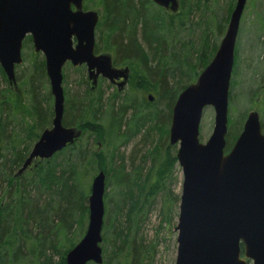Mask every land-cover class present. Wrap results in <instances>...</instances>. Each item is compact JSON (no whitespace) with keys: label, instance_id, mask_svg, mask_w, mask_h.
<instances>
[{"label":"water","instance_id":"obj_1","mask_svg":"<svg viewBox=\"0 0 264 264\" xmlns=\"http://www.w3.org/2000/svg\"><path fill=\"white\" fill-rule=\"evenodd\" d=\"M82 1L0 0L1 69L8 81L15 83L14 65L22 63V40L30 34L34 50L45 58L53 96L50 127L40 131L17 173L33 159L50 158L81 132L62 123L65 62L85 63L93 80L98 73L111 80L121 76V84L128 78V66L115 68L108 53L94 54L98 12L83 10ZM153 1L173 11L178 9V0ZM245 2L235 1L215 54L196 80L177 94L171 108L168 141L177 144L175 155L182 171L174 264H264V133L256 110L247 113L242 130L224 152L233 49ZM94 68L97 71L91 74ZM147 99L153 101L154 95L148 93ZM208 105L214 109V121L209 137L201 142L200 119ZM91 181L87 228L67 249L65 264L102 263L104 170Z\"/></svg>","mask_w":264,"mask_h":264},{"label":"trees","instance_id":"obj_2","mask_svg":"<svg viewBox=\"0 0 264 264\" xmlns=\"http://www.w3.org/2000/svg\"><path fill=\"white\" fill-rule=\"evenodd\" d=\"M189 1L181 0L180 11L169 14L165 9L156 6L152 0H101L103 10L101 25L105 36V49L112 51L116 55V60L122 63L129 62L134 66L130 87L135 90L152 89L157 95L156 100L166 101L164 109L160 110L155 107L156 101L150 103L141 98L137 100L132 95L134 97H124L117 106L114 100L110 99L108 106L107 112L110 113L108 125L113 129L117 139L128 138L125 131H122L124 124L129 127L131 125L136 130L147 126L148 130L155 129L159 133L158 141L149 151L150 166L143 176L141 170H138L130 186L129 181L125 180L126 177L118 180L117 186L124 187V194L130 195L128 211L130 213L133 211L135 216L139 212L143 213L144 205L155 194L163 196L165 212L172 209L174 203L179 202V194L170 188L171 174L177 167L176 146L169 144L166 139L163 141L162 137L168 131L166 120L171 116L175 97L186 85V82L183 83L185 70L182 65L186 64L187 68L192 66L187 63V57L180 56L178 59L177 49L167 51L166 38L172 32L181 31L194 7L196 9L199 7L198 3L194 5L193 0ZM149 5L157 9L149 10ZM233 5L231 0L226 10V18L222 19V25L217 24L220 25L219 33L223 31V24ZM198 45L195 54L199 53L197 60L202 69L217 47L215 40L210 37V30L205 32ZM34 57L35 61L31 65L33 72L28 77L31 94L26 102L12 90L5 72L0 67V264H65L67 249L77 242L76 239L67 237V234L74 223L80 225L81 231L84 221L88 218L86 202L89 193L87 186L82 182L84 176L81 168L88 164L89 167H93L95 164V171L104 169L106 176L109 175L108 169L105 168L106 162H103L102 151L80 150L76 148V141L53 154L51 158L37 160L28 170L18 176L15 175L14 171L22 164L30 146L37 139L39 132L49 124L53 115L51 106L42 107L41 104L42 101L52 98L51 92L47 90L41 97L37 85L33 84L36 79L46 80L44 59L39 55ZM167 57H172L179 67H173L170 71L164 61ZM196 73L197 71L194 72L195 76ZM154 74L159 76V79L152 84L150 76ZM25 75L23 72L21 79ZM168 75L172 76L171 80H168ZM190 77L191 75L187 74L186 80L193 79ZM81 107V104L76 102L71 110L73 109L74 114L78 116L77 111L81 110ZM94 115L91 122L82 123L84 120L81 121L79 118L81 121L79 125H82L83 131L96 135L102 144L106 143L104 125L96 119L97 113ZM73 122V119L71 121L64 119L65 125H72ZM263 127L261 125L262 129ZM239 132L240 130H228L226 149L232 145ZM106 135L109 136L107 133ZM115 148L116 146H113L110 153V163L114 159ZM66 150L63 159L58 160L60 153ZM117 169L120 175L124 173L121 165ZM133 185L138 191L135 198ZM3 195L5 198L8 196L7 202H3ZM139 198L141 199L138 200ZM108 213L106 209L102 233L104 256L101 264H107L105 249L108 240L107 229L109 231L112 227L109 232L112 237L111 247L114 249H120L119 247L129 238L126 230L115 226L113 221L110 222L111 216ZM113 214L116 218L117 210L113 211ZM130 215L128 214L129 218ZM65 240L67 242L63 243ZM119 241L120 244H117ZM133 252L132 260L141 261L138 253L143 254V251L138 252L134 247ZM56 255L58 258L53 260ZM88 264L95 263L90 261Z\"/></svg>","mask_w":264,"mask_h":264},{"label":"rangeland","instance_id":"obj_3","mask_svg":"<svg viewBox=\"0 0 264 264\" xmlns=\"http://www.w3.org/2000/svg\"><path fill=\"white\" fill-rule=\"evenodd\" d=\"M97 1L98 0H86L85 4L86 6H91L92 8L99 10L97 6H94ZM230 2L231 0H193L194 5L198 3L199 7L197 9L194 7L193 12L188 16V19L185 20V24L181 31L176 33L172 32L166 38L167 51L171 52L173 49H177L178 59H180V56L182 58L187 57V63H189L192 68H195V70H192V68H187L186 64L184 66L182 65V68L185 70V74H183V83L186 82L188 84L194 82L198 75V71L201 69L197 60L199 53L195 54V48L199 47L198 44L203 38L205 32L210 30L211 39L215 40L217 45L220 42V38L227 28L226 25L228 23L229 14L223 24L224 29L221 33L218 31L220 25L218 26L217 24L220 23L222 25V19L226 18V10ZM234 3L235 0H232V4ZM150 8L154 10L157 9L154 6L149 5V10ZM149 10L147 11L149 12ZM176 20L177 18H175V21ZM25 47L24 62L16 69V72L18 73L17 76L20 78L23 72H25L26 75L23 79H17V84L13 87L14 89L12 88V90H15L24 102L30 99L31 93H29V90L31 84L28 83V77L30 73L33 72L31 65L35 61L34 56H40L39 53H34L32 47ZM106 52L110 53L114 58L116 57L112 51L109 50ZM171 58L172 57H167L166 60H164L167 64L166 67H168L170 71L173 67H179L175 60ZM233 61L234 64L231 70L232 74L228 93V130H241L245 116L250 110H256L258 112L262 126H264V80L262 79L264 72V0H246L234 45ZM195 71H197L196 76L194 74ZM63 74V90L65 91L66 97L64 119L67 121L73 119L74 122L72 125L82 129V125H79L81 121L84 120L82 123L88 121L91 122L93 116H95L94 114L97 113L98 116H96V119L104 125V133L105 137H107V142L103 144L101 143L99 144V147H97L95 142L97 139L96 135H90L89 132L81 130L82 135H80L81 137L75 142L76 148H80V150L86 149L89 152V150L97 149L98 151H102L104 158L103 162H106V165H103H105V168L109 171V175L107 174L108 176L105 178V210L108 209L109 211L108 214L111 216L110 222L113 221L115 226L128 232L129 238L127 242H124L121 247H119L120 249H114L111 247L110 239L112 237L109 232L112 230V227L109 231L107 229L106 236L108 240L105 244V249H107V264H174L177 251V231L174 228L177 224L179 202L176 204L174 203V207L168 212H165L162 201L163 196L161 194H155L154 197L148 199L146 203L147 205H144L143 213L140 214V212H137L138 215L135 216L136 214H134L133 211H131V213L128 211L130 206L128 196L130 195L128 194L127 196L124 194V187L117 186L118 180L121 177H126L125 180L129 181L128 185L130 186L135 180V175L138 170H141L140 173L143 176L150 166L149 151L152 150L153 144L158 141L159 133L155 129L148 130L147 126L143 128L141 127V130H136V128L131 125L129 127L127 124H124L122 127L123 130H121L125 131L128 138L121 140L120 138L117 139L115 137L113 129L111 128V130L108 125V117L110 113L107 112V110L111 100H114V104L117 106L118 103L123 101L124 97L135 96L137 100L140 98L142 100H147L146 91H148L152 93L156 99V93L152 89L135 90L132 87L127 86L124 87L122 91L116 92L109 86V84L105 83L102 88V97L97 100V98H90L87 94V90H85V70L83 68L74 69L69 65H65ZM187 74L191 75L190 78L193 79L186 80ZM150 77L152 84L155 80L159 79V76L155 74ZM169 79L171 80L172 76H169L168 80ZM39 81L36 79L33 84L37 85L39 96L42 97V95L46 94V91L49 90V82L44 78H40ZM2 84H4V82H2ZM158 93H160L159 90ZM117 94L118 96L116 97ZM155 101V107L163 110L166 103L165 99H158ZM76 102L82 106L81 110L77 111L78 116L74 114L72 111L73 109L71 110ZM41 104L42 107H52V98L50 97L46 101H42ZM150 109H152L151 106ZM213 115L214 109L210 105L205 107L199 125V139L201 142L206 141L211 133L214 121ZM51 118L52 117H50V121ZM79 118L82 120L79 121ZM169 120L170 118L166 120L167 127H169L170 124ZM19 123L22 124L21 122ZM46 126L50 127V122ZM106 133L109 134V136L106 135ZM92 138H94L93 141ZM164 139L168 142V133L163 135L162 140L164 141ZM113 146H116L114 150L115 155L112 163H110L109 157L113 150ZM87 147L89 148L87 149ZM66 153L67 150L63 151L62 154L60 153L58 160H62ZM88 165L81 168L83 172L82 175L84 176L82 182L87 186V189H89L93 176L96 175L99 170L97 169V171H95V164L93 167H89ZM120 165L124 168V173H122V175H120L121 173H119V169H117ZM181 177L182 171L180 166L177 165L176 169L172 171L171 174L172 180L170 188L174 193H180ZM132 191L134 198L137 197L138 191L134 185ZM3 196V202H7L8 196L6 198L5 195ZM140 199L141 198L138 200ZM115 210H117L116 218L113 216V211ZM127 212L128 214H131L130 218L128 214H126ZM105 218L106 216L104 215L103 224L105 223ZM86 224L87 219L84 221L83 228L80 231V225L74 223L72 229L68 232L67 237L78 241V238L86 229ZM102 233H104L103 229L101 235ZM66 242L67 240L63 243ZM103 242L102 239L100 244L101 248L104 246ZM117 244H120V241ZM134 247L137 248L138 252L143 251V254L138 253L141 261L137 260L134 262L132 260ZM57 258L58 256L56 255L53 260H56Z\"/></svg>","mask_w":264,"mask_h":264},{"label":"flooded vegetation","instance_id":"obj_4","mask_svg":"<svg viewBox=\"0 0 264 264\" xmlns=\"http://www.w3.org/2000/svg\"><path fill=\"white\" fill-rule=\"evenodd\" d=\"M86 0H83L82 1V9L83 10H90V9H93V10H96L98 12V19H97V23L95 25V28H94V48H93V52L94 54L96 55H99V54H103L104 52L108 51L105 49V44H104V39H105V36H104V32H103V28H102V21H101V16H102V10H101V0H98L96 3H95V7L97 6L99 10L95 9V8H92L91 6H86L85 4ZM72 10L75 9V7L72 5L71 6ZM167 13H172L170 12L169 10H165ZM77 43V40L75 38V36L72 37V45H75ZM25 46L27 47H32V36L30 34H25L24 35V38L22 40V44H21V57L22 59H24V50H25ZM33 48V47H32ZM34 49V48H33ZM40 54V57L43 58V55L41 52H37ZM36 54V53H35ZM109 55L111 56V62H112V66L113 67H117V68H124V67H127L128 66V78L126 80V82L124 84H121L122 81H123V77L119 76V77H116V79H113L111 80L110 78H107L106 76H102L101 73H98L96 74L95 76V80H93L92 77L89 76V72L87 70V66L85 63H81L80 65H72L71 62H66L65 65H69L71 66L72 68L74 69H84L85 70V75H84V79H85V90H87V94L90 98H97L100 99V95L102 94V88L104 87L103 85L106 83V84H109V86L111 88H113L116 92H119V91H122L124 87H130V81L132 79V75L134 74V66H132L131 63L127 62V63H122L121 61H118L116 60L110 53ZM44 59V58H43ZM64 65V66H65ZM19 67V65H14V70H15V84H17V79H19L20 77H18V73L16 72V69ZM45 69V67H44ZM96 68L93 69V72L91 74H94L96 72ZM45 75H46V69H45ZM64 75V74H63ZM46 78H47V75H46ZM21 79V78H20ZM14 84V85H15ZM14 85H10L11 88H13ZM150 92L146 91V94H148ZM118 96V94L116 95V97ZM64 109H65V106H66V97L64 95ZM66 112V111H65ZM94 138H92V141H93ZM96 142V141H95Z\"/></svg>","mask_w":264,"mask_h":264},{"label":"bare ground","instance_id":"obj_5","mask_svg":"<svg viewBox=\"0 0 264 264\" xmlns=\"http://www.w3.org/2000/svg\"><path fill=\"white\" fill-rule=\"evenodd\" d=\"M37 160H38V158L33 159L32 160V163L25 170H23L21 173H17V172H18V169L21 167L22 164L20 166H18L17 169L14 171V173H16L15 175L18 176V175L22 174L23 172H25L26 170H28L29 167H31L32 165H35L36 164ZM105 178H106V173H105ZM89 191H90V186H89V189H88V193H89ZM89 194H88V196H89ZM88 196H87V202H86V204H88Z\"/></svg>","mask_w":264,"mask_h":264}]
</instances>
